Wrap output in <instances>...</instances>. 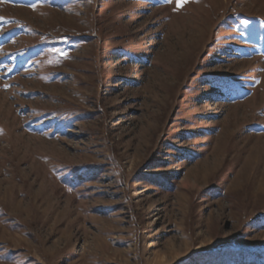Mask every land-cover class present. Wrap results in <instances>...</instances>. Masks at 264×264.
<instances>
[{"label": "rangeland", "instance_id": "374dc122", "mask_svg": "<svg viewBox=\"0 0 264 264\" xmlns=\"http://www.w3.org/2000/svg\"><path fill=\"white\" fill-rule=\"evenodd\" d=\"M0 264H264V0H0Z\"/></svg>", "mask_w": 264, "mask_h": 264}, {"label": "snow or ice", "instance_id": "6c2138e0", "mask_svg": "<svg viewBox=\"0 0 264 264\" xmlns=\"http://www.w3.org/2000/svg\"><path fill=\"white\" fill-rule=\"evenodd\" d=\"M179 3L181 4V5H183L184 3H185V0H179ZM243 23L245 24V25H247L248 24V21H243ZM66 55V54H65Z\"/></svg>", "mask_w": 264, "mask_h": 264}]
</instances>
